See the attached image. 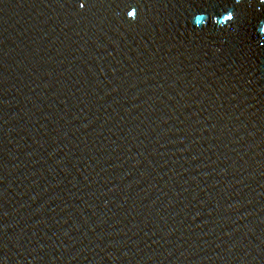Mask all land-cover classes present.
Masks as SVG:
<instances>
[{
    "label": "water",
    "instance_id": "1",
    "mask_svg": "<svg viewBox=\"0 0 264 264\" xmlns=\"http://www.w3.org/2000/svg\"><path fill=\"white\" fill-rule=\"evenodd\" d=\"M0 264H264V3L0 0Z\"/></svg>",
    "mask_w": 264,
    "mask_h": 264
},
{
    "label": "clouds",
    "instance_id": "2",
    "mask_svg": "<svg viewBox=\"0 0 264 264\" xmlns=\"http://www.w3.org/2000/svg\"><path fill=\"white\" fill-rule=\"evenodd\" d=\"M261 3H264V0H261Z\"/></svg>",
    "mask_w": 264,
    "mask_h": 264
}]
</instances>
